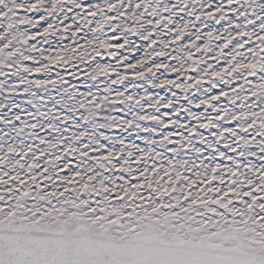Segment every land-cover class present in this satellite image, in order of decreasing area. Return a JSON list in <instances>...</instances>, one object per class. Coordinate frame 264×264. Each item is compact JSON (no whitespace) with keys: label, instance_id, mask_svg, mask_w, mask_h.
<instances>
[{"label":"snow or ice","instance_id":"6c2138e0","mask_svg":"<svg viewBox=\"0 0 264 264\" xmlns=\"http://www.w3.org/2000/svg\"><path fill=\"white\" fill-rule=\"evenodd\" d=\"M0 264H264V0H0Z\"/></svg>","mask_w":264,"mask_h":264},{"label":"rangeland","instance_id":"374dc122","mask_svg":"<svg viewBox=\"0 0 264 264\" xmlns=\"http://www.w3.org/2000/svg\"><path fill=\"white\" fill-rule=\"evenodd\" d=\"M219 27V26H218ZM66 43H67V41H66ZM29 63H31V62H29ZM81 67H83V66H81Z\"/></svg>","mask_w":264,"mask_h":264}]
</instances>
